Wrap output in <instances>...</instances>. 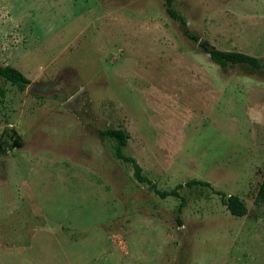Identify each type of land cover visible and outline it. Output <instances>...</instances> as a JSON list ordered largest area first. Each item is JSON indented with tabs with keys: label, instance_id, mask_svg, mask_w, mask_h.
I'll list each match as a JSON object with an SVG mask.
<instances>
[{
	"label": "rangeland",
	"instance_id": "rangeland-1",
	"mask_svg": "<svg viewBox=\"0 0 264 264\" xmlns=\"http://www.w3.org/2000/svg\"><path fill=\"white\" fill-rule=\"evenodd\" d=\"M164 1L0 0V64L32 84L0 78V264H264V0H174L199 41ZM109 127L160 189L204 179L247 213L184 186L179 223Z\"/></svg>",
	"mask_w": 264,
	"mask_h": 264
},
{
	"label": "trees",
	"instance_id": "trees-1",
	"mask_svg": "<svg viewBox=\"0 0 264 264\" xmlns=\"http://www.w3.org/2000/svg\"><path fill=\"white\" fill-rule=\"evenodd\" d=\"M164 5L168 15L182 24L185 34L193 41H199L200 37L186 27L187 21L184 16L176 9L174 0H165ZM201 46L210 55L211 59L221 67H227L229 65H242L255 70L261 68L262 66L258 57L244 52L221 50L205 41L201 42ZM0 78L11 81L20 89H24L28 84L31 83L30 79L26 75L11 65L0 64ZM0 93L1 95H4L3 88L0 89ZM101 133L114 140L116 157L131 164L133 168V175L137 181L149 185L150 188L161 198L172 196L179 199V205L177 208V219L179 220V223L182 222L180 219L181 213L183 212L184 207L187 205V198L180 192L184 186L189 188L194 186L209 187L214 193L220 196L222 203L232 215L240 217L247 213L248 208L238 195L226 194L224 191L214 188V186L209 181L204 179L191 178L184 183L177 184L171 189H160L157 183L143 172V168L137 159L131 155H127L124 152V148L128 143L129 137L125 129L109 127L101 130ZM257 197L264 199V178L258 188Z\"/></svg>",
	"mask_w": 264,
	"mask_h": 264
},
{
	"label": "flooded vegetation",
	"instance_id": "flooded-vegetation-1",
	"mask_svg": "<svg viewBox=\"0 0 264 264\" xmlns=\"http://www.w3.org/2000/svg\"><path fill=\"white\" fill-rule=\"evenodd\" d=\"M10 138H11L10 131H9V129H6L1 139L6 141Z\"/></svg>",
	"mask_w": 264,
	"mask_h": 264
},
{
	"label": "water",
	"instance_id": "water-1",
	"mask_svg": "<svg viewBox=\"0 0 264 264\" xmlns=\"http://www.w3.org/2000/svg\"><path fill=\"white\" fill-rule=\"evenodd\" d=\"M30 85H32V84L30 83ZM8 127H10V126H8Z\"/></svg>",
	"mask_w": 264,
	"mask_h": 264
}]
</instances>
